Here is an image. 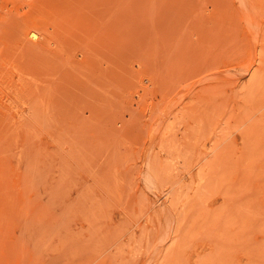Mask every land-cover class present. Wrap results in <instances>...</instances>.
<instances>
[{
	"label": "rangeland",
	"instance_id": "obj_1",
	"mask_svg": "<svg viewBox=\"0 0 264 264\" xmlns=\"http://www.w3.org/2000/svg\"><path fill=\"white\" fill-rule=\"evenodd\" d=\"M0 264H264V0H0Z\"/></svg>",
	"mask_w": 264,
	"mask_h": 264
},
{
	"label": "bare ground",
	"instance_id": "obj_2",
	"mask_svg": "<svg viewBox=\"0 0 264 264\" xmlns=\"http://www.w3.org/2000/svg\"><path fill=\"white\" fill-rule=\"evenodd\" d=\"M32 36L35 38V37H36V34H35V33H33V34H32Z\"/></svg>",
	"mask_w": 264,
	"mask_h": 264
}]
</instances>
